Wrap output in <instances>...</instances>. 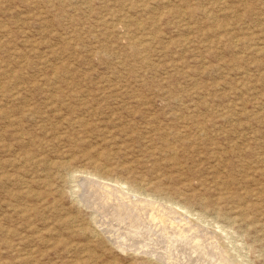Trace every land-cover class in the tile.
<instances>
[{"label": "rangeland", "instance_id": "1", "mask_svg": "<svg viewBox=\"0 0 264 264\" xmlns=\"http://www.w3.org/2000/svg\"><path fill=\"white\" fill-rule=\"evenodd\" d=\"M95 170L264 264V0H0V264H165L77 200Z\"/></svg>", "mask_w": 264, "mask_h": 264}, {"label": "bare ground", "instance_id": "2", "mask_svg": "<svg viewBox=\"0 0 264 264\" xmlns=\"http://www.w3.org/2000/svg\"><path fill=\"white\" fill-rule=\"evenodd\" d=\"M76 180L77 200L101 217L100 226L116 247L152 254L165 264H173V256L177 254L188 264H238L222 244L211 238V232L204 230L205 226L195 224L186 216V206L173 199L147 193L139 184L124 186L126 181L106 178L96 170ZM185 263L182 259L180 264Z\"/></svg>", "mask_w": 264, "mask_h": 264}]
</instances>
